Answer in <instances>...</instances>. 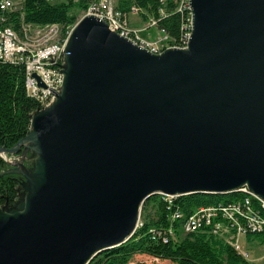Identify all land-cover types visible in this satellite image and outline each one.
I'll list each match as a JSON object with an SVG mask.
<instances>
[{
    "label": "water",
    "instance_id": "water-1",
    "mask_svg": "<svg viewBox=\"0 0 264 264\" xmlns=\"http://www.w3.org/2000/svg\"><path fill=\"white\" fill-rule=\"evenodd\" d=\"M190 10L186 46L161 53L94 15L74 23L54 99L0 145L2 158L34 154L5 171L24 196L0 209V264H87L129 239L159 193L245 186L264 199V0Z\"/></svg>",
    "mask_w": 264,
    "mask_h": 264
},
{
    "label": "trees",
    "instance_id": "trees-1",
    "mask_svg": "<svg viewBox=\"0 0 264 264\" xmlns=\"http://www.w3.org/2000/svg\"><path fill=\"white\" fill-rule=\"evenodd\" d=\"M95 0H22L23 20L37 25L57 23L72 26L77 17L70 10H87ZM179 0H117V7L127 12L131 6L137 7L143 21L153 17L156 27L163 30L177 45L183 42L187 32L190 10L177 9ZM163 9L160 14L159 10ZM2 14V12H0ZM4 14V13H3ZM0 28L10 25L18 27L17 14L6 11ZM13 22V23H12ZM190 26L188 33L190 32ZM17 30V29H15ZM40 103L26 94L24 69L22 65L0 61V145L13 146L29 128L32 114ZM7 165L0 157V207L16 200L23 177L19 173L5 172ZM249 196L236 189L222 194L192 192L184 195H152L143 203L145 222L121 244L94 255L87 264H127L135 254H148L155 258L168 259L176 264H252L242 257L227 242L209 231L183 233L179 219H173L176 210L186 217L200 206L228 203ZM264 211V208L261 209ZM173 230L168 239L150 238L149 229ZM264 244V233H247ZM254 236V237H253ZM134 264H146L136 261Z\"/></svg>",
    "mask_w": 264,
    "mask_h": 264
},
{
    "label": "built area",
    "instance_id": "built-area-1",
    "mask_svg": "<svg viewBox=\"0 0 264 264\" xmlns=\"http://www.w3.org/2000/svg\"><path fill=\"white\" fill-rule=\"evenodd\" d=\"M17 2L18 7H15L14 0H0V12H2L0 16H4L6 11L13 14L16 13L19 30L21 27L26 29L23 36H27V40H32L28 36V34L31 35L33 33L32 31L45 30L48 27L57 28V23L37 25L24 21L23 13L21 12L22 0H17ZM160 2L164 4L166 0H160ZM177 6V9H187L189 11L190 0H179ZM133 10L136 12L140 11L137 7L131 6L127 12H123L118 9L116 0H95L92 11H100L99 19L103 20L110 30L121 36L133 39L135 43L152 53H161L169 47L186 46L191 18H189V24L186 28L187 32L183 35L181 45L172 42L163 30H160L162 35L157 40L146 42L140 38L138 30H130L125 23L128 14ZM92 11L88 12V14L92 15ZM159 11L160 14L163 13L162 8ZM115 22L123 23L124 26L117 25ZM143 23L146 24L145 26L156 27V20L153 17L147 18ZM12 28L10 26L0 29V61L22 65L26 94L36 99L40 104H45L52 92L57 91L56 86L60 84L61 87L63 73H56L55 69L59 68L57 66L58 58L62 55L66 40L56 41L55 49L39 50L37 48L19 47L10 43ZM37 80H41L45 86L40 85ZM257 200L264 199L257 195V198L248 199V206H240V199L225 204L217 203L200 206L186 217H183L180 210H176L171 217L180 220L182 232L209 231L229 243L236 252L246 256L247 251L240 245L239 237L247 233H264V211L257 208ZM149 231L150 238L154 240L161 239L166 241L168 239L167 234H173V230L170 228L168 230L154 228L149 229Z\"/></svg>",
    "mask_w": 264,
    "mask_h": 264
},
{
    "label": "rangeland",
    "instance_id": "rangeland-1",
    "mask_svg": "<svg viewBox=\"0 0 264 264\" xmlns=\"http://www.w3.org/2000/svg\"><path fill=\"white\" fill-rule=\"evenodd\" d=\"M17 4H18L17 0H14V6L15 7H18ZM184 6H186V4H184ZM88 8H89V6H88ZM88 8H87L88 11L87 10H85V11L76 10L75 11L74 9L73 10L71 9L70 12L74 13V15H76L77 20H78L80 17H82L83 15L88 14V12H90ZM92 15H94V14H92ZM96 16L99 17L98 15H96ZM143 22H145V21H143V19L141 18L139 12H136L135 10H133L132 12H130L128 14L127 21L125 23L127 24V27L130 30H132V31L138 30L139 31L138 34L140 35V38L142 40L146 41V42H153V41L157 40L160 37V35H162V32L160 30H158L157 27L150 26V25L145 26L146 24L143 23ZM113 24H114V22H113ZM115 24L124 26L123 23H120V22H115ZM61 26H60V30H61ZM72 26H70V27L66 26V27L62 28L63 37L69 34L70 30L72 29ZM15 29H17V32H18L17 34L19 36L18 38L23 39L25 37L23 35H24V32L26 31V29L24 27L20 28L21 31L19 30V27L15 28ZM32 32L33 33L31 35L28 34V36L30 38H32V40H31L32 47L33 48H37L39 45H42V44L45 43V41L47 40L46 39L47 38V34L55 36L57 34V32H58V29L56 27L55 28L48 27V28H45V30H36V31H32ZM66 38H67V36H66ZM66 38H65V40H66ZM128 39L131 40L132 42H134L131 38H128ZM135 44H137V43H135ZM57 66L59 68L55 69L56 73L58 72L59 74H62L63 73L62 70H63V67H64V50L62 52L61 57L58 58ZM37 81L39 82V84L41 83L43 86H45V84L41 80H37ZM59 88H60V84H58L56 86V90L58 91ZM53 99H54V94L52 92V95H50L48 97V101L45 104H41L40 107L36 111H38V110L44 108L45 106H47ZM5 157L6 158H3V160H4L5 164L7 165L6 166L7 167L6 171L7 170L10 171V169H13L15 166H17L18 168H20L22 170H23L22 166H24L26 169L31 168L33 160H34V154L29 149H27V150H22L21 149L19 152L13 153V154H7ZM18 189L19 190H18V194H17L16 200L14 202H12L11 204H7V205H4V206H1L0 209L9 210L10 208H12L15 205V203H17V204H16V207H14V208H17L19 206L20 202H22V199H23V196H24V193H23L24 191L22 190L21 185L19 186ZM143 214H144L143 213V207H141L140 215H138V219H137V223H136L137 226H136L134 232L138 229V227L139 228L141 227L142 223L145 222ZM254 238H256V237H254ZM239 241H243V238H241V240L239 239ZM253 252H254V250L251 249L250 253L253 254ZM136 261L144 262L146 264H176V263H174L171 260L155 258V257H153L151 255H148V254H135L132 257V260L129 263H127V264H134ZM261 262L264 264V261H261Z\"/></svg>",
    "mask_w": 264,
    "mask_h": 264
},
{
    "label": "bare ground",
    "instance_id": "bare-ground-1",
    "mask_svg": "<svg viewBox=\"0 0 264 264\" xmlns=\"http://www.w3.org/2000/svg\"><path fill=\"white\" fill-rule=\"evenodd\" d=\"M89 11L91 12L94 9V2H91L89 4ZM88 11V10H87ZM92 14H94V16L98 15L100 17V11H92ZM190 16H191V10H190ZM97 17V16H96ZM98 17V18H99ZM0 21H4V17H0ZM60 24H57V29L58 32L57 34L54 35H49L47 34V40L45 41L44 44L39 45L37 47V49L39 50H47V49H55L56 47V41H60V40H65L66 36L63 37V33H62V26H61V30H60ZM10 27V25H6L0 29H4V28H8ZM191 27V26H190ZM60 31V32H59ZM67 32V31H66ZM17 30H15L14 28H12L11 30V35H10V43L17 45L19 47H25V48H33L31 45V40H27V36H25L23 39L18 38V34H17ZM62 33V34H61ZM60 35V36H59ZM189 37V36H188ZM133 40V39H132ZM42 43V42H41ZM36 46V45H35ZM27 147H31L30 146V142H26ZM239 190H243L245 191L247 194H249V196L244 197L243 199H240V206H248V199H252V198H257V195L252 193L250 190H248L245 186H241L239 188H237ZM160 195H166L168 197H172L174 195H169V194H164V193H159ZM156 195V194H155ZM257 208H259L260 210L262 208H264V200H257ZM182 214V212H181ZM140 215V214H139ZM141 221V220H140ZM142 223V222H141ZM137 226V225H136Z\"/></svg>",
    "mask_w": 264,
    "mask_h": 264
},
{
    "label": "crops",
    "instance_id": "crops-1",
    "mask_svg": "<svg viewBox=\"0 0 264 264\" xmlns=\"http://www.w3.org/2000/svg\"><path fill=\"white\" fill-rule=\"evenodd\" d=\"M241 238L243 241H239V243L247 251V255L239 254L252 264H263L261 261H264V244L247 235H241L239 239L241 240ZM251 249L254 250L253 254L250 253Z\"/></svg>",
    "mask_w": 264,
    "mask_h": 264
},
{
    "label": "flooded vegetation",
    "instance_id": "flooded-vegetation-1",
    "mask_svg": "<svg viewBox=\"0 0 264 264\" xmlns=\"http://www.w3.org/2000/svg\"><path fill=\"white\" fill-rule=\"evenodd\" d=\"M190 33V32H189ZM188 36H189V34H188Z\"/></svg>",
    "mask_w": 264,
    "mask_h": 264
}]
</instances>
